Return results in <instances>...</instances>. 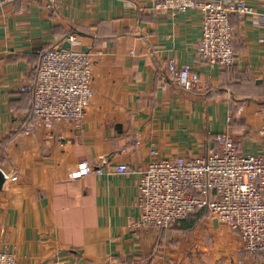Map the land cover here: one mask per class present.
Instances as JSON below:
<instances>
[{
  "label": "crops",
  "instance_id": "crops-1",
  "mask_svg": "<svg viewBox=\"0 0 264 264\" xmlns=\"http://www.w3.org/2000/svg\"><path fill=\"white\" fill-rule=\"evenodd\" d=\"M208 1V0H203ZM233 15L236 65L198 60L202 15L156 0H0V244L18 264H264L215 219L194 230L136 228L141 171L153 159L202 157L228 133L243 154L264 151V0ZM71 45L93 61L94 98L80 130H26L40 53ZM170 61L190 64L203 87L168 81ZM156 151L157 156H151ZM104 174L72 179L84 161ZM127 165L130 172L116 173Z\"/></svg>",
  "mask_w": 264,
  "mask_h": 264
},
{
  "label": "built area",
  "instance_id": "built-area-1",
  "mask_svg": "<svg viewBox=\"0 0 264 264\" xmlns=\"http://www.w3.org/2000/svg\"><path fill=\"white\" fill-rule=\"evenodd\" d=\"M50 10L65 0H43ZM157 9L173 13L196 10L202 15L198 60L203 65L227 69L236 65L231 17L254 15L256 10L241 0H156ZM66 41L77 44L73 35ZM168 81L183 91L200 90L201 75L190 64L170 61ZM93 61L89 52L73 48H49L40 53L31 87V114L35 128L50 130L66 122L81 129L94 98ZM156 157V151H151ZM108 165L101 159L96 168L84 161L71 172L72 179L104 174ZM127 165L116 173L127 174ZM139 217L136 228L169 229L180 226L194 214H208L237 233L248 253L264 251V151L243 154L228 134L215 137L214 145L196 159L176 157L153 159L141 171L138 185ZM0 264H18L16 254L0 244ZM118 264V263H112Z\"/></svg>",
  "mask_w": 264,
  "mask_h": 264
},
{
  "label": "trees",
  "instance_id": "trees-1",
  "mask_svg": "<svg viewBox=\"0 0 264 264\" xmlns=\"http://www.w3.org/2000/svg\"><path fill=\"white\" fill-rule=\"evenodd\" d=\"M31 109H32V106H31ZM30 115H31V118L27 124H30L31 122H33V116H32V114H30ZM200 220H201V218H200L199 214H194L182 223V227L180 229H182L185 232L192 230Z\"/></svg>",
  "mask_w": 264,
  "mask_h": 264
},
{
  "label": "water",
  "instance_id": "water-1",
  "mask_svg": "<svg viewBox=\"0 0 264 264\" xmlns=\"http://www.w3.org/2000/svg\"><path fill=\"white\" fill-rule=\"evenodd\" d=\"M71 45L70 43H65L63 46H62V49H70ZM6 176L5 174L3 173V171L0 169V192L2 191L5 183H6Z\"/></svg>",
  "mask_w": 264,
  "mask_h": 264
},
{
  "label": "rangeland",
  "instance_id": "rangeland-1",
  "mask_svg": "<svg viewBox=\"0 0 264 264\" xmlns=\"http://www.w3.org/2000/svg\"><path fill=\"white\" fill-rule=\"evenodd\" d=\"M201 220L197 223V225L192 229L194 230L198 225H200L204 220L212 219V217L208 214H199ZM182 226V225H180Z\"/></svg>",
  "mask_w": 264,
  "mask_h": 264
}]
</instances>
